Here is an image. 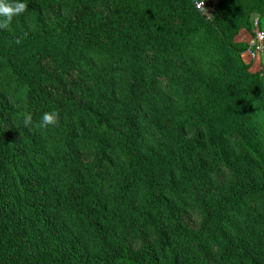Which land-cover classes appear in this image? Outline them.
Instances as JSON below:
<instances>
[{
    "label": "trees",
    "instance_id": "1",
    "mask_svg": "<svg viewBox=\"0 0 264 264\" xmlns=\"http://www.w3.org/2000/svg\"><path fill=\"white\" fill-rule=\"evenodd\" d=\"M72 1L54 29H0V264H264V65L249 43L207 16L212 1ZM162 96L186 106L181 136L156 146ZM48 111L57 125L35 127Z\"/></svg>",
    "mask_w": 264,
    "mask_h": 264
},
{
    "label": "rangeland",
    "instance_id": "2",
    "mask_svg": "<svg viewBox=\"0 0 264 264\" xmlns=\"http://www.w3.org/2000/svg\"><path fill=\"white\" fill-rule=\"evenodd\" d=\"M211 1L213 4L206 9L205 13L209 17H215L224 12V16L230 20L229 34L235 41H245L248 44L257 27H262L264 29V8L262 10L253 9L252 0H205V5ZM44 2L43 7L40 9L38 6L29 4L26 0L28 4L27 11L15 17L7 26V29L15 34H29L40 30H51L54 29L64 17L68 16L74 7L72 0H64L61 4L51 0H44ZM166 2L169 7H171L172 0H166ZM248 16L250 26H248ZM243 54L246 60H249L246 51ZM263 65L264 58L258 60L256 65H253L252 69L259 70ZM122 75L123 76L118 78L117 83L119 88L124 91L127 79L124 74ZM202 85L203 89H205V84ZM9 90L11 93L8 107L12 108L18 114H23L22 110L26 103L24 89L12 83L9 85ZM185 106L186 104L181 100H170L166 96H162L159 103V125L158 127H153L154 129L149 132V136L156 146L160 144H170L167 137L168 132H170V136H181V133L176 131L174 125H171V121L172 115L182 110ZM186 134L194 136L196 131L187 132ZM110 185L111 187L113 186L112 183H110ZM107 188H109V186H107ZM186 216H188V219L194 224L200 221V212L196 209L190 211L188 214L186 213Z\"/></svg>",
    "mask_w": 264,
    "mask_h": 264
},
{
    "label": "clouds",
    "instance_id": "3",
    "mask_svg": "<svg viewBox=\"0 0 264 264\" xmlns=\"http://www.w3.org/2000/svg\"><path fill=\"white\" fill-rule=\"evenodd\" d=\"M28 4L22 0H0V29H6L13 19L27 11ZM17 43L20 41L17 40ZM59 121V113L56 111L44 112L38 124L35 127L47 129L49 126L57 125ZM25 127L33 126V119L30 113L23 118Z\"/></svg>",
    "mask_w": 264,
    "mask_h": 264
},
{
    "label": "built area",
    "instance_id": "4",
    "mask_svg": "<svg viewBox=\"0 0 264 264\" xmlns=\"http://www.w3.org/2000/svg\"><path fill=\"white\" fill-rule=\"evenodd\" d=\"M205 0H196L195 4L198 9H202L205 6ZM252 59L264 58V29L257 27L254 35L249 42V47L246 50Z\"/></svg>",
    "mask_w": 264,
    "mask_h": 264
},
{
    "label": "crops",
    "instance_id": "5",
    "mask_svg": "<svg viewBox=\"0 0 264 264\" xmlns=\"http://www.w3.org/2000/svg\"><path fill=\"white\" fill-rule=\"evenodd\" d=\"M246 54H247V56L249 57V60H246V58H245V56H244V59L247 61V62H251L252 63V67H253V65L255 64L256 65V63H257V61L258 60H261L260 58H258V59H252L250 56H249V54L246 52ZM253 61H254V64H253Z\"/></svg>",
    "mask_w": 264,
    "mask_h": 264
}]
</instances>
